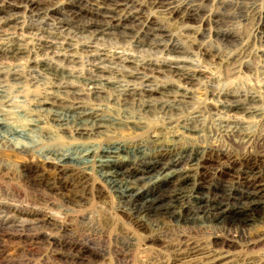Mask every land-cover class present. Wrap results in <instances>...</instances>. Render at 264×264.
<instances>
[{
  "label": "bare ground",
  "instance_id": "1",
  "mask_svg": "<svg viewBox=\"0 0 264 264\" xmlns=\"http://www.w3.org/2000/svg\"><path fill=\"white\" fill-rule=\"evenodd\" d=\"M210 1L0 0V31L5 28L20 31L30 39L35 37L40 47L46 40L57 45L68 43L73 40L68 29H77L89 35L79 43L81 45L91 43L99 35H106L129 38L134 44L161 49L167 54L192 53L201 60L196 64V60L186 58L146 56L133 68L121 66L123 69H117L105 67L101 57L91 56L88 62L94 74L85 79L101 80L122 88L121 107L112 114L99 108L100 104L94 101L82 102L80 91L71 90L74 86L56 79L45 86L40 85L39 92L38 89L36 92L28 91L31 98L25 99L23 92L26 90L28 93L27 89L6 82L8 79L18 82L25 77L18 71L6 74L1 70L0 158L21 160L17 175L29 187L43 183L51 176L59 179L69 177L73 182L71 189L81 188L84 194L88 187L87 179L90 173L94 174L116 200L126 223L135 229L148 228L147 220L154 215L168 225L167 230L170 231L194 228L197 231L193 232L195 236L213 231L221 247L233 246L236 240L245 248L264 246V118L261 116L264 108L260 112L249 104L259 102V92L257 94L254 88L244 90L235 87L237 85L221 89L206 87L204 93L208 97L219 100L229 97L233 101H225L221 108L207 102L194 107L184 101L190 118L175 113L177 108L173 102L180 100L131 104L137 106V112L133 109L128 111L132 107H126L130 96L168 95V89L174 86L172 82L157 84L160 82L157 77L166 71L178 80L190 81V71L217 61L226 75L237 73L242 65L239 56L235 53L222 55L218 47H235L239 39L228 26L226 12L207 11ZM224 1L218 2L221 8ZM238 1L241 3L243 0ZM259 21L257 28L262 49L258 50V57L262 68L258 73L264 78V13L259 15ZM170 27L179 32L178 37ZM179 37L188 43L192 52L183 48L184 41ZM209 40L219 46H213ZM9 52L17 54L20 50L11 48ZM70 57L68 61L72 63ZM121 59V63L129 62ZM35 67L56 71L44 63L43 66L37 63ZM245 68L251 72L248 65ZM33 80L34 84L40 81L38 77H33ZM94 88L89 94L97 96L101 89ZM62 94L71 95V98L61 97ZM176 96L189 99L186 92ZM227 108H237L252 115L260 113L253 117V121L241 117H217L219 127L215 128L211 116L225 113ZM154 112L160 116L157 123L146 120ZM118 132L137 142L124 144L110 137L94 140V136ZM206 133L215 135L217 142L223 141V144L201 145ZM63 139L70 143L69 146H64ZM207 163L215 165L209 169ZM5 171L0 164V180L6 178ZM63 185H58L62 203L78 205L86 201L85 196L69 193V184ZM9 192L20 196L17 190L10 188ZM4 206L35 221L36 218L30 217L40 213L7 204H0V209ZM70 213L80 216L76 236L67 242L58 241L57 245L76 253L66 258L70 262L83 263L85 259L97 258L98 253L107 248V230L97 226L96 223L100 222L91 213ZM40 219L44 225L59 232L67 231L60 223L51 222L49 217ZM126 237L117 234L111 239L114 264H127L129 260L133 240ZM195 238H182L171 245L170 260L173 263L193 261L202 254L203 245ZM89 247L95 249L90 251ZM211 260L219 262L215 257ZM151 264L162 263L153 261ZM234 264L253 263L239 260Z\"/></svg>",
  "mask_w": 264,
  "mask_h": 264
},
{
  "label": "rangeland",
  "instance_id": "2",
  "mask_svg": "<svg viewBox=\"0 0 264 264\" xmlns=\"http://www.w3.org/2000/svg\"><path fill=\"white\" fill-rule=\"evenodd\" d=\"M221 1L224 0H211L208 4L207 11L210 13H215L217 11L222 13L226 12V14H228V26L233 34L235 33L234 36H237L239 42L238 44L235 43V47H231L229 49L222 45L218 47L219 45L211 43L210 40L209 42L213 46L218 47V51L222 55L235 53L239 56V63L242 65L239 69H237V73L231 76L226 75L221 66L218 65L217 61L207 63L205 65L203 64V67H198L193 71H190L192 74V79L190 81L178 80L177 77L172 76L168 73V71H166L165 73L159 75L160 77H157V80L160 81L157 82V84H170V82H172L174 86L168 89L169 93L164 91L165 93H168V95L164 96L154 93L151 94L149 98L146 96H130L127 98L128 100L126 99V107H132L131 109L129 108L130 110L128 111L133 109V112H137V106H131V104L149 101L150 103L158 104L162 101L171 102L173 100H180L179 102H173L175 108H177L175 109V113L180 114L179 116L185 118L188 115L185 111L186 103H184V101L190 103L194 107H198L202 103L207 102L215 106V108H221L222 103L232 102L233 99L227 97L219 100L214 97H208L204 93V89L209 86L221 89L229 86L232 87L234 85H237L235 87L241 89L244 88V90L254 88L253 90H255L257 94L259 92V102L249 104L252 107L254 106L257 108V110L259 109L260 112L263 110L264 78L258 73V71H261L262 68V62H260V57H258L262 46L257 27L260 23L259 15L264 13V0H243L241 3L238 0H225L222 8L221 5L218 4V2ZM234 15L236 17H234ZM170 30L173 33L175 32V36H179V32L176 29L174 30V28L172 29V27H170ZM1 31L0 71L2 70V72L6 74L18 71L23 75V77H25L18 82L11 81L10 79L6 82L19 84L22 86L21 88L27 89V92H36L37 89V92H39V90H41L40 85L45 86L46 83L50 84L55 79L57 82H66L70 86H74L71 90L75 89L82 93V97H80L81 101L83 100L82 102L91 103L94 101L93 103L98 105L100 104L99 108L110 112L108 114H112L113 112H116V110L120 109V100L123 98V96H121L122 88L117 84H106V82L101 80L87 81L85 79L86 76L89 77L93 73L92 67L88 62L91 56L97 55V57L99 56L98 58L101 57L104 60V63L102 64L103 66L117 69H123V66L133 68L134 65H139L141 63V59L146 56L153 58L162 57L164 59L186 58L196 60L194 62L196 64H199L201 61L192 53L167 54L161 49H151L145 45L134 44L129 38H115L112 36L99 35L96 37V40L91 43L81 45L79 43L86 40V38L88 39L89 35L77 29H68L71 33V37L73 38L72 41L57 45L50 40H46L41 47L38 45L39 43L35 40V37V39H30L27 35L20 33V31H14L12 29L7 30L6 28ZM179 39L184 41L183 43L180 41L183 44V48L186 51L192 52L188 43L183 38L179 37ZM11 48L18 49L20 52H16L17 54H11L9 52ZM99 50H102V52ZM69 56H72V58L70 57V60L73 61L72 63L68 61ZM118 57L122 58L121 60L126 59L129 62L121 63ZM37 63L42 66L43 63L49 64L56 68V71H51L48 67H35ZM185 65H187V63ZM246 65L250 67L251 72L246 70ZM68 72L71 73L67 75ZM33 77H38V80L40 81L34 84ZM94 87H96V89H101L97 96L89 94L92 92ZM176 87L181 88L177 89ZM185 92L188 93L189 99H182L181 97L176 96ZM23 93H25V99L31 98L29 96L30 93H26V90ZM61 97H67L66 99H68L71 98V95L62 94ZM218 101H220V103ZM224 110L227 112L219 115L213 114L211 116V121L215 128L219 127V124L216 121L217 117H241L243 119L246 118L249 119V121H253L255 119L253 117H257L260 113L258 111L257 113L255 112L256 114L252 115L249 112L238 110L237 108H227ZM13 111L15 110L13 109ZM155 113L156 112H154L152 116L147 117L146 120H151L152 122L155 120L154 122L157 123V121L160 120V116ZM261 116L264 118V113ZM188 117L190 118V116ZM107 137L124 144L137 142L135 139H129L128 136L120 134L119 132L97 135L94 136V140L99 139L101 141L103 138ZM64 140L65 139H63V141ZM69 144L70 143L67 140L64 141V146H69ZM200 144L216 146L223 144V141L218 143L215 135L206 133L205 137L201 139ZM0 160V164L5 168V173L7 174L5 179L0 180V204L11 205L25 211H40L36 217H30L36 218L37 221H35L28 219L20 212L9 211L5 206L4 209H0L1 264H114L113 255L111 253L113 248L111 239L117 234L125 235V237H130L133 240V246L130 249V257L127 264H151L153 261H160L162 264H200V262L209 264H234L239 260L251 261L253 264H261V261L264 260V246H258L253 249L245 248L236 240V242L233 243V246L221 247V245L217 242L218 238L215 237L216 234H214L213 231H208L205 234H198L199 236H195L196 234L194 233H197V231L194 228H184L182 230L177 229L170 231L167 230L168 225H165L160 218L154 215L148 218L147 223L149 227L145 229L146 231L144 229L138 230L131 227L126 223L116 200L109 193L102 182L92 173H90L91 175H89L87 179L88 187L84 194H82L81 188L74 187L71 189L73 182L69 177L59 179L56 176H51V178L47 181L44 180L43 183H35V187H29L27 184L20 181L21 179L18 178L17 175V170L22 162L21 160L16 158H5L4 156L0 158ZM223 160L224 159H222V161ZM214 165V163L206 164L209 169ZM62 183L66 186L68 184L71 186L70 189L67 190L69 193L71 192L76 193L79 196H85L83 198H85L86 201L81 202L78 205L62 203V200L59 199V195H61L62 192L58 189L60 188V185H63ZM49 187L53 189L49 190ZM10 188L20 192V196L17 197L14 194L12 195V193L9 192ZM70 211H75L77 213H91L92 217L100 222L96 223L97 226L107 230V248L106 250L102 249V251L98 253L97 258L85 259L83 263L70 262V260L66 258L73 256L75 252L68 251L66 249L65 251L64 248H60L61 246L59 247V245H57L58 241L67 242L76 236L75 234L78 228V220L80 216L73 215ZM44 216L47 218L49 217L51 222L60 223L63 227L67 228V231L59 232V230H56L54 227L44 225L42 223V219H40L44 218ZM186 237H197L195 239L201 241L203 245L202 254L198 255L193 261H180L173 263L170 260L169 248L171 245L177 244L180 239ZM94 249L95 248L93 247H89L90 251H93ZM74 255H76V253ZM213 257L219 259V262L217 263L211 260Z\"/></svg>",
  "mask_w": 264,
  "mask_h": 264
}]
</instances>
